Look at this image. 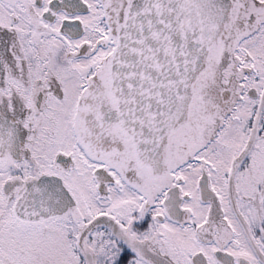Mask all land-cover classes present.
Here are the masks:
<instances>
[{"label":"snow or ice","instance_id":"snow-or-ice-1","mask_svg":"<svg viewBox=\"0 0 264 264\" xmlns=\"http://www.w3.org/2000/svg\"><path fill=\"white\" fill-rule=\"evenodd\" d=\"M0 264H264V0H0Z\"/></svg>","mask_w":264,"mask_h":264}]
</instances>
